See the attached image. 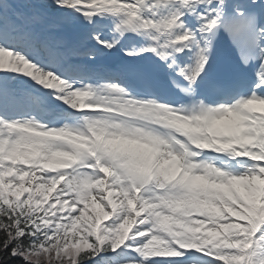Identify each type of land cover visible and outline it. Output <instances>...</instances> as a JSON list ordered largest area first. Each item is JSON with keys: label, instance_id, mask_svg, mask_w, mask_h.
I'll return each mask as SVG.
<instances>
[{"label": "snow or ice", "instance_id": "snow-or-ice-1", "mask_svg": "<svg viewBox=\"0 0 264 264\" xmlns=\"http://www.w3.org/2000/svg\"><path fill=\"white\" fill-rule=\"evenodd\" d=\"M0 264H264V0H0Z\"/></svg>", "mask_w": 264, "mask_h": 264}]
</instances>
